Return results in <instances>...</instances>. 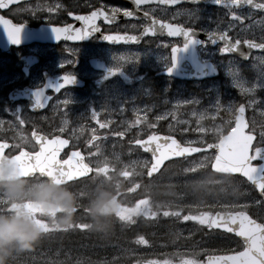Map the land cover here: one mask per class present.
Returning a JSON list of instances; mask_svg holds the SVG:
<instances>
[{"label":"flooded vegetation","instance_id":"1","mask_svg":"<svg viewBox=\"0 0 264 264\" xmlns=\"http://www.w3.org/2000/svg\"><path fill=\"white\" fill-rule=\"evenodd\" d=\"M190 1L165 6L155 0H0L4 4L0 8V18L7 20L9 27L23 25L18 42H14L5 33V25L0 23V142L5 145L0 154L12 157L21 150L30 153L39 151V137L52 140L59 136L68 143L59 148L57 159H66L69 152L79 151L82 162L88 164L90 169L101 166L104 163L102 152L106 146L105 141L117 138L120 129L125 125L120 121V113L109 107L104 109L101 105L104 102L98 101V97L105 88L118 81L124 86H131L137 78L138 81L142 80V73L147 71V68L142 70V67L131 71L123 59L117 60V53L147 48L150 40L168 41L169 50L173 45L181 44L178 38L147 35L140 37L144 26L148 24L147 15L161 22L168 21L204 33L217 34L225 32L219 26V18L244 25L248 21L264 17L263 11L253 10L248 6L237 9L235 5L229 4L231 9L225 10L223 5H192ZM253 1L264 4V0ZM124 10L132 12L133 15L125 17ZM184 10L191 11L192 15L185 18ZM92 12H97L93 22L99 31L91 32L80 40H72L71 36L76 34L75 29L91 30L90 24L78 20L77 17H88ZM232 12L243 16V19L232 18ZM247 12L252 15L248 16ZM50 27L65 29L60 39L54 38ZM235 31L227 30L231 41L248 39V36L237 35ZM106 34L138 36L139 44H125L122 40L107 41L103 39ZM219 47L217 45L214 48ZM110 68L120 70L108 75ZM64 74L75 76L71 85H63L61 78ZM35 89L41 90L39 104L33 97ZM109 103L116 105L119 101ZM132 134L134 133H127L128 136ZM146 134L147 132L138 134L134 139L142 138ZM93 137L96 139L93 140ZM132 140L128 143L132 144ZM133 147L140 151L138 146ZM73 164L75 165V160ZM107 164L109 174L116 171L120 175L122 188L119 199L127 208H132V201L141 186L146 188L147 182H152L171 168L170 163L164 165L159 173L147 181V178L135 177L123 165ZM112 165H116V168L113 169ZM125 171L129 173L128 176L122 174ZM143 171L145 173L144 169ZM94 175V172H90L65 183L74 191L86 193L94 185ZM130 183L132 186L128 187ZM86 199V196H82L81 204H85ZM259 207L263 211L253 214V217L264 223V202ZM38 211L33 209L34 214H38ZM248 211L253 213L250 209ZM186 221L193 222L198 227L202 225L204 232L210 230L206 224L198 221ZM87 223L86 212L81 208L76 213L73 225ZM126 223L128 228H124ZM175 231L169 226L152 228L149 219L142 213L132 214L131 222L121 221L114 214L113 227L106 235L94 232L88 227L54 229L31 251L18 254L13 264H147L151 261L156 264H164L165 261L167 264H182L186 259H195L200 264H205L206 255L201 260L202 256L196 257L193 252H184L182 247L178 250L172 248L182 246L183 243L191 245L198 242V233L195 237L191 233L189 236L180 234V238L174 234ZM205 235L206 233L203 234ZM225 235L230 242L232 235ZM141 236L147 243L138 242L137 238ZM110 243L121 245L129 251H114ZM160 243H164L166 247H160ZM163 248V254H158ZM226 248L229 252L233 251L230 243ZM150 249L152 251L147 255Z\"/></svg>","mask_w":264,"mask_h":264},{"label":"rangeland","instance_id":"2","mask_svg":"<svg viewBox=\"0 0 264 264\" xmlns=\"http://www.w3.org/2000/svg\"><path fill=\"white\" fill-rule=\"evenodd\" d=\"M191 15V11L184 10L185 18ZM247 15L252 14L247 12ZM218 22L223 30H236L237 35L264 40V17L253 19L244 25L234 21L227 22L223 17ZM168 45L169 42L163 39L150 40L147 48L135 51L129 49L117 53L116 58L123 59L132 71L142 67L157 72L170 64ZM200 52L202 59L215 60L221 67L220 78L192 82L153 75L147 76V84L139 81L125 89L120 82H116L114 87H107L102 91L98 101L104 102L101 104L104 109L109 107L117 110L122 116L120 121L125 125L120 129L117 138L105 141L106 146L102 152L104 163L120 164L135 174V177L143 176V169L149 166L150 158L128 142L138 134L148 133L150 128L175 134L185 144L215 145L219 137L232 128L239 102L246 105L249 127L260 132L259 142L264 143V55L255 54L249 61L243 62L233 57L220 56L218 49L209 46L200 49ZM116 100L120 103H109ZM136 116L140 119H136ZM128 132L134 134L128 136ZM127 145L131 147L126 151ZM214 155L215 151L211 150L192 158L176 160L169 164L171 168L167 172L152 182H147L146 188L143 187L142 193L155 188L161 197L160 200L149 202L147 207L148 209L155 205L153 212L168 219V222H154L157 228L172 224L175 225L176 236H189L193 230L200 228L172 213L197 215L209 210H234L244 207H251L253 212L257 211L258 201L243 179L210 170L209 165ZM131 186L132 183L128 187ZM169 187L174 195L164 194V190ZM197 188L199 192L195 190ZM138 200L143 198L136 197L132 201V207L136 206ZM140 207L144 208L143 205ZM148 211L151 212L149 209ZM165 211L169 215H164ZM160 244V247H166L164 243ZM228 244L229 240L223 235L208 233L200 242L172 248L178 250L182 247V251L193 252L198 257L206 253L208 247L221 250ZM110 245L114 251H129L115 243ZM164 248L158 254H163ZM149 251L152 249L147 251V255Z\"/></svg>","mask_w":264,"mask_h":264},{"label":"snow or ice","instance_id":"3","mask_svg":"<svg viewBox=\"0 0 264 264\" xmlns=\"http://www.w3.org/2000/svg\"><path fill=\"white\" fill-rule=\"evenodd\" d=\"M191 2L195 3V0H191ZM213 2L218 6H222V0H213ZM228 2L231 5L247 4L253 8L264 9V4H254L253 0H228ZM3 7L4 4L0 3V8ZM69 15H71V13ZM96 15L97 12H92L88 15V17H77L78 20L85 21L92 27L90 31H82L79 28L75 29L76 34L72 35L71 39L80 40L88 36L91 32L99 31L93 22ZM132 15V12L124 10L125 17ZM231 16L234 19H243V16L237 15L235 12H232ZM109 19H111V17H109ZM0 23L5 25L4 31L8 38L11 41L18 42L19 33L23 25L17 24L9 27V22L7 20H3L2 18H0ZM154 24L155 22H153L152 25H145L141 35L153 33L155 31ZM161 27H168L169 35L175 34L173 26L161 24ZM50 28L54 34V38L56 39H60L61 33L65 30L57 27ZM179 31L182 32L185 38V43L180 47L176 45L171 47V60L170 66L168 65L166 68L167 71L172 70L177 52L181 48L187 47V45L195 39L193 31L186 29H180ZM216 35H218V38L221 41V46L218 49L221 53L233 51L240 43L239 41L233 43L229 40L227 38V30ZM213 36L214 33H208V39L211 40L212 43H216V39H213ZM138 38V36L131 35H103V39L107 41H136ZM203 43H206V41H203ZM243 44L264 48V44H253V42L247 40L243 41ZM119 70L120 68H110L107 74L110 75L118 72ZM61 79L63 81V85H71L75 80V76L64 74ZM57 85H59V80H57ZM40 91V89H35L33 92V97L36 99L37 104H39ZM240 110L241 109H237L238 112ZM93 119H95V113H93ZM242 129L243 123L240 120V117L237 116L236 127H234L227 136H221L215 145L208 146L216 149L215 158L211 162V167L219 172L241 173L248 181L255 185L256 189L260 191L261 196L264 197V148H256L250 153L249 144L252 142L253 137L250 133H245ZM262 136H264V133H262ZM92 139L94 140L96 137H93ZM156 139L157 137L155 136L148 137V141L150 142ZM164 140V144L156 143L155 148L150 149L153 152V156L151 167L148 168L149 174H151L159 166L161 161L168 156H180L189 152L197 151L195 148L182 147L171 137H165ZM67 143V140L61 139L59 136L53 137L52 140L39 137V151L30 153L21 150L19 155L12 156V159L16 161L17 167L22 174L46 176L56 182L70 181L88 172L106 174L109 171V165L106 162L101 163V166H98L95 169H90L87 164L82 162L81 153L79 151L69 152L66 159H57V152L59 151V148ZM89 143H91V141H89ZM136 143H138L141 147L145 146L144 141H136ZM49 145H52V147H49ZM4 147L5 145L0 142V151H2ZM156 153H159V155ZM257 157L261 163H252V161ZM74 160L75 165L73 164ZM125 167H127V165H125ZM122 174L124 176L129 175L127 171ZM133 187H135V185H133ZM256 203L261 202L258 201ZM141 205L144 206L143 209L140 207ZM148 205L149 199L147 196H145L143 200H138L136 202V206L132 208H127L120 204L116 209V216L119 217L121 221L125 222H131L132 214L134 213L143 212V215L145 216H156V212H149L146 210ZM172 214L178 215L179 218L183 220L191 219L198 221L201 224H206L209 228L216 226L220 229H226L228 232L236 233L243 240V247L241 251H232L228 255L222 257H210L209 264H264V223H258L256 220L249 217L245 212H231L227 214L216 213L214 216L207 212H201L198 215L192 216L180 215L179 213ZM164 215L167 216L169 213L165 211ZM72 227L85 229L88 226L86 224H78L72 225L69 228ZM137 239L140 243H147L142 236ZM149 264H156V262L151 261ZM164 264H167V261H165ZM182 264H200V262L195 259H186L182 262Z\"/></svg>","mask_w":264,"mask_h":264},{"label":"clouds","instance_id":"4","mask_svg":"<svg viewBox=\"0 0 264 264\" xmlns=\"http://www.w3.org/2000/svg\"><path fill=\"white\" fill-rule=\"evenodd\" d=\"M93 179L90 191H74L65 182L22 174L12 157L0 154V264H13L18 254L31 251L49 231L68 229L81 208L89 229L108 234L121 204L122 181L116 171L95 174ZM164 194L171 196L174 191L169 187ZM82 196L87 198L85 204Z\"/></svg>","mask_w":264,"mask_h":264},{"label":"water","instance_id":"5","mask_svg":"<svg viewBox=\"0 0 264 264\" xmlns=\"http://www.w3.org/2000/svg\"><path fill=\"white\" fill-rule=\"evenodd\" d=\"M197 2H202V0H196L195 3H197ZM206 3L208 5L211 4L209 2H206ZM254 4H256V3H254ZM244 5L245 4H239L238 7H243ZM254 9L264 10V9H259V8H254ZM152 24H153V22L151 21L149 23V25H152ZM164 25H170V24L165 23ZM171 26H173V25H171ZM154 27H155V31L153 33H148V34L160 35V36L166 35V36H169V37H178V38L182 39V41H183L182 45L185 43V38H184L182 32L179 31L180 29H184L183 27L173 26V31L175 32V34H173V35H169L168 27H161V25L159 23H155ZM186 30L193 31L194 32L193 36L195 37V39L191 43H189L187 45V47H183L177 52L176 60H175L174 65L172 66V70L171 71L164 70V71H162L160 73L161 74H166V75H172V76H174L176 78H181V79H186V80H201V79H206V78H211V77L217 76L218 75L217 67L211 61H202L201 60V57H200V54H199V51H198V45L201 44L202 39L208 41L210 45H215V44L221 42L219 40V38H218V35H214L213 36V39H216V43H212L211 40L208 39V34H203L201 32L195 31L193 29H186ZM227 38L229 39V37H227ZM243 41H245V40H243ZM243 41H239L240 43L238 44V47L236 49H234L233 51L225 52V53H221L220 52V53L221 54H231V55H235V56L239 57L242 60H248L252 52H258V51L264 52V48H258V47H254V46L245 45V44H243ZM247 41H251V42H253V44H264V43L253 41V40H247ZM203 44H205V43H203ZM241 106H243V107H241ZM237 109H241V110L238 112ZM237 116L240 117V120L243 123V129L242 130L245 133H250L252 135V137H253L252 142L249 144V152L251 153V147H252V144L254 142L255 135L253 133H251V132H247L246 131V129L248 128V122H247V119H246V110H245L244 104H239L237 106V108H236L233 128L236 127ZM232 129H230L223 136H227L228 133ZM149 136H155V137H157V139L150 142V141H148V137ZM165 137H171L172 139L176 140L182 147L195 148V149H197V151L189 152V153H186V154H183V155H180V156H168V157H166L165 159H163L161 161L159 166L151 174L148 173V169H147L146 176L148 178H150L153 175H155L162 168L164 163L166 161L170 160V159L183 158V157H187V156H191V155L197 154V153H199L201 151H204V150H209V147H201V146H196V145H184L181 142H179L175 136H172V135L163 134V133H152V134H149L148 136H146L144 139L139 140V141H144L145 142V146L144 147H141L138 143L135 142V144L139 145L144 152L149 154V156L151 158V163H150L149 167H151L152 156H153V152L150 149H154L156 143L164 144L165 143V140H164ZM168 142H170V141H168ZM256 148H264V146H258ZM256 148H254L253 151ZM156 154L159 155V153H156ZM16 155H19V153L16 154ZM255 160H259V158L257 157ZM255 160H253V161H255ZM211 169L214 172L224 173V172H219V171L213 169L212 167H211ZM224 174L239 175V176H241V177H243V178H245L247 180V178L244 177L241 173H224ZM250 183L255 187V185L252 182H250ZM258 193L260 194V191H258ZM236 212H241V211H236ZM216 213L227 214V213H231V212H220V211H217V212L214 213V215ZM221 230H223L225 232H228L226 229H221ZM229 233H232V234L236 235L239 239H241L236 233H234V232H229ZM241 241H243V240L241 239ZM226 255H228V254L209 255V256H207L206 264H209V258L210 257H222V256H226Z\"/></svg>","mask_w":264,"mask_h":264},{"label":"trees","instance_id":"6","mask_svg":"<svg viewBox=\"0 0 264 264\" xmlns=\"http://www.w3.org/2000/svg\"><path fill=\"white\" fill-rule=\"evenodd\" d=\"M152 129H149V131H151Z\"/></svg>","mask_w":264,"mask_h":264}]
</instances>
